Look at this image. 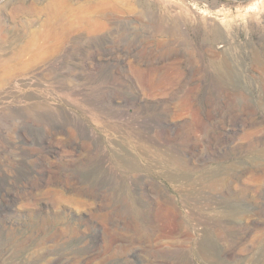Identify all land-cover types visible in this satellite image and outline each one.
Wrapping results in <instances>:
<instances>
[{"label":"rangeland","instance_id":"1","mask_svg":"<svg viewBox=\"0 0 264 264\" xmlns=\"http://www.w3.org/2000/svg\"><path fill=\"white\" fill-rule=\"evenodd\" d=\"M0 264H264V0H0Z\"/></svg>","mask_w":264,"mask_h":264},{"label":"bare ground","instance_id":"2","mask_svg":"<svg viewBox=\"0 0 264 264\" xmlns=\"http://www.w3.org/2000/svg\"><path fill=\"white\" fill-rule=\"evenodd\" d=\"M56 27H57V26H56ZM68 27H69V26L65 27L64 31H65L66 29H68ZM51 29H52V30H56V31L58 30V29H56L55 27H52Z\"/></svg>","mask_w":264,"mask_h":264}]
</instances>
